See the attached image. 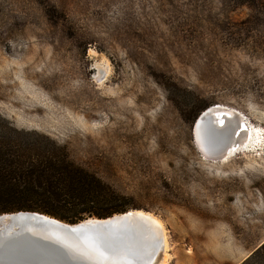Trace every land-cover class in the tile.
Wrapping results in <instances>:
<instances>
[{
    "label": "rangeland",
    "instance_id": "rangeland-1",
    "mask_svg": "<svg viewBox=\"0 0 264 264\" xmlns=\"http://www.w3.org/2000/svg\"><path fill=\"white\" fill-rule=\"evenodd\" d=\"M217 103L264 143V0H0V136L157 216L169 264H264V144L217 162L193 141Z\"/></svg>",
    "mask_w": 264,
    "mask_h": 264
},
{
    "label": "water",
    "instance_id": "water-1",
    "mask_svg": "<svg viewBox=\"0 0 264 264\" xmlns=\"http://www.w3.org/2000/svg\"><path fill=\"white\" fill-rule=\"evenodd\" d=\"M217 106L200 111L192 126L195 147L206 158L222 155L229 136L221 128L224 122L219 124L216 115L207 112ZM221 115L226 119L227 115ZM6 213L8 229L0 233V264H147L152 229L128 210L72 223L38 211ZM153 246L157 257L160 247Z\"/></svg>",
    "mask_w": 264,
    "mask_h": 264
},
{
    "label": "trees",
    "instance_id": "trees-1",
    "mask_svg": "<svg viewBox=\"0 0 264 264\" xmlns=\"http://www.w3.org/2000/svg\"><path fill=\"white\" fill-rule=\"evenodd\" d=\"M39 145L0 136V214L38 211L72 223L127 210L118 202L123 196L75 165L64 150Z\"/></svg>",
    "mask_w": 264,
    "mask_h": 264
},
{
    "label": "bare ground",
    "instance_id": "bare-ground-1",
    "mask_svg": "<svg viewBox=\"0 0 264 264\" xmlns=\"http://www.w3.org/2000/svg\"><path fill=\"white\" fill-rule=\"evenodd\" d=\"M95 68L96 70L93 74V77L96 79V81H98V83H102L108 76L107 74L110 71V67H108L107 61L102 58L101 61L96 64ZM217 105V108L210 109L207 112H213L214 115H216L217 117L215 118V121H217L219 124L224 122L221 128H223L224 131H229V136L225 137V139L228 140L226 141V145L221 148L222 155H219L216 158H206L202 156L201 152H199L200 150L197 149L200 154V157L208 159L210 161H226L236 156V154L240 152H252L255 150L259 152L258 150L260 148L262 149L264 144L261 134L262 129L260 128V126L252 123L249 118H247L243 113L232 107L224 106L218 103ZM221 114L227 115L226 119H224ZM200 122L201 120H198L196 124H199ZM198 132L199 131L197 125H195V136ZM128 211L132 212L133 214L140 215V220L146 225L148 224L152 229L149 235L150 238L147 239L148 254L146 256V259L149 261L150 258V262L147 261V264H169L167 260V236L162 220H160L151 212L142 209H128ZM7 214L8 213L0 214L2 215L0 216V233L7 232L8 227H6V221L9 216ZM115 215L117 214H114V216ZM12 229L14 230V227ZM153 244L156 246L158 245V247H160V253L157 257H155L153 253Z\"/></svg>",
    "mask_w": 264,
    "mask_h": 264
}]
</instances>
